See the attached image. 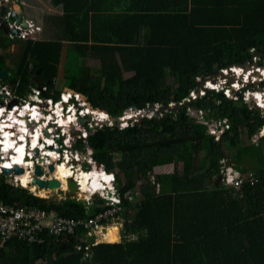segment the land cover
I'll use <instances>...</instances> for the list:
<instances>
[{
  "label": "trees",
  "instance_id": "trees-1",
  "mask_svg": "<svg viewBox=\"0 0 264 264\" xmlns=\"http://www.w3.org/2000/svg\"><path fill=\"white\" fill-rule=\"evenodd\" d=\"M93 1L50 0L61 7L63 39L27 40L16 61L0 28V67L8 74L1 82L15 99L40 90L42 98L58 101L53 84L64 60V88L111 118L122 117L131 107L185 101L198 86L196 78L251 62L253 49L264 63V0H182L172 14L134 16L100 14L104 8ZM144 28L151 38L138 37ZM85 58L100 68L81 65ZM222 120L228 128L216 140L208 124ZM263 124L258 111L208 91L161 117L95 129L87 142L92 159L115 174L121 240L96 244L81 227L73 234H44L42 242L11 238L0 245V264H264V136L259 145L243 140L244 132L251 138ZM224 159L242 175L254 170L258 182L240 190L216 183ZM169 165L171 172L153 173ZM5 180L0 175V201L7 205L73 219L108 209L100 198L86 207L76 199L35 196Z\"/></svg>",
  "mask_w": 264,
  "mask_h": 264
},
{
  "label": "built area",
  "instance_id": "built-area-1",
  "mask_svg": "<svg viewBox=\"0 0 264 264\" xmlns=\"http://www.w3.org/2000/svg\"><path fill=\"white\" fill-rule=\"evenodd\" d=\"M15 1L19 4L20 8L23 6L21 0ZM10 4L12 5L10 0H0V28L4 29L6 35H9L11 39H16L20 42L21 40H39L41 27L38 23L29 17H24L23 14L20 21L16 22L12 17L13 8L10 7ZM6 21H9L10 23H7ZM12 30H16L17 34L12 33ZM252 52V61L245 62L249 65L247 70L243 69L240 65L229 66L225 69L219 70L224 73H228V69H230L231 72L236 69L242 70L241 72L246 71V77H248V81L246 83L243 82L244 78H234L232 73L230 76L225 75L222 78H218L215 82L208 80L211 75L196 78L198 86L190 92L189 98L185 100L194 101L199 97H203L206 92L214 91L215 93L221 94L228 100L242 102L243 104L248 105L250 109L258 111L261 118L264 119V75L260 72V70L264 69V63H259L261 55L258 54L257 51L253 49ZM200 82H202V85L199 87ZM208 82L212 83V87H206ZM9 88L6 89L3 87L1 89L7 90V96L11 97L10 92L12 91L11 88ZM42 90L45 91V87H43ZM196 90L198 91L197 94ZM40 93V90H34L33 94H31L27 100L17 101L16 99V101H12L10 103L3 101L0 102V110L6 109L8 113H13L17 110L19 112L23 110L25 111L24 108L30 106V109L37 108V111H39L42 116L39 117L36 125L31 124L32 120H30L28 115L29 113L24 116V118L27 117L28 119L24 122L25 127L28 132H36L35 141L37 139V143L40 144L41 149H34L32 147L33 138L27 135L25 136V140L22 141L23 155L21 160H23L25 164L31 163V166H24L22 169L29 170L31 172L32 180L35 165H39L42 169V174L40 176L41 179L51 177V173L48 170L49 165H53L55 170V166L63 161L71 168L72 171H75V169H81L78 167L83 164L90 168H92L94 164V166H96L97 163L92 159V149L88 145L87 137L90 136L95 129H101L103 126H115L112 122V118L105 111L91 107L86 97L72 90L64 89L60 91L58 101H54L53 98H42ZM57 106H59L60 115L56 112ZM94 112H97L98 114L94 115ZM191 113L194 112L192 111ZM69 115L73 120L70 122L68 121L66 126H60L57 117H64L65 119ZM53 117H55V119H53ZM125 117H127V112H125ZM119 118L122 119L123 117ZM133 118L134 117H129L128 119H131L130 121L132 122L137 121L133 120ZM80 119H84L85 121L81 122ZM130 121L120 123L118 128L123 129L127 127ZM227 128L228 124L226 120L211 121L208 124L210 135H213L216 140H220L222 133ZM263 136L264 124L261 127L260 132L253 135L250 140L253 144L259 145L260 139ZM0 137L4 138L1 131ZM8 137L13 139V141H16V139L12 136ZM1 149L2 147H0V175H4L6 178L5 181L11 185V177H13V180L18 181L16 179V175L14 172L13 174H5L2 172V168L10 169L5 167V164L11 162V157L17 154L16 152L18 147L15 150H11V148L9 149L11 157L8 159L6 158L8 153H2ZM50 153L56 155L57 157H52ZM48 161H50L51 164L42 165L43 162L47 163ZM98 168H101V172L103 174L108 175L109 189L102 188L100 191H96V193H94L95 190H93L90 191L87 196L84 195V193L78 192L79 187L77 185L78 190L74 199H81L85 206L88 207L91 205V202L96 195V198H100L105 201V206L108 207V209L97 213L94 217L73 219L58 216L54 211L45 212L32 207L7 205L0 201V245L11 238L21 239L30 243L42 242V235L44 234H50L53 236H59L62 233L73 234L77 227L85 229L87 231V235L95 239L96 244L98 243L97 239L102 236V233L106 232L107 229L111 227H118L119 230L117 234L119 235V232H121L123 228L124 219L120 216L122 207L121 198L115 187L116 177L113 172H107L103 165L99 164L97 169ZM90 170H87L88 173L91 172ZM219 174L220 177L218 178L220 179L222 185L225 187H233L236 190L243 188L246 183L255 185L258 182V177L254 171H250L246 175H242V173L236 169L233 164L229 165V162L226 159L220 161ZM73 180H77L76 177H74ZM13 185L15 186V184ZM18 185H20L19 181ZM22 188H26L33 195L38 196L30 188L23 186ZM135 195H138L137 191ZM56 197L58 199L66 198L64 195H57ZM124 197L128 199L129 202L133 200V196L130 193L125 194ZM92 235H95V237Z\"/></svg>",
  "mask_w": 264,
  "mask_h": 264
},
{
  "label": "bare ground",
  "instance_id": "bare-ground-1",
  "mask_svg": "<svg viewBox=\"0 0 264 264\" xmlns=\"http://www.w3.org/2000/svg\"><path fill=\"white\" fill-rule=\"evenodd\" d=\"M17 10V9H16ZM242 70L240 69H236V70H232V72H228L226 73V76H230V74L232 73L234 78H244L243 82H247L248 81V77H246V71L241 72ZM260 72H262L264 75V69L260 70ZM250 75V74H249ZM206 87H212V83H207ZM25 111H21V112H17L15 111V113H8V111L6 109H1L0 110V131L3 134L4 138L0 137V147H2L1 152L5 153L7 152V156L6 158H10L11 157V152L9 151V149L11 148V150H15L17 147V154L13 155L11 158V162L6 163L5 165H11L7 168L12 167L11 170L14 169L15 166L18 167H23L24 166H31V163H27L25 164L22 159V155H23V145H22V141L25 140V136L26 134H24V130H27V128L25 127L24 122H26V120L24 119V116L29 113V117L30 120H32L31 124H37L36 122L39 120V117H42L40 112L37 111V108H33L30 109V106L24 108ZM30 109V110H29ZM28 110V111H27ZM31 111V112H30ZM3 112V113H1ZM59 114V106H57V111ZM35 113V116H34ZM97 112H94V115H97ZM134 113L133 112H127V118H131L134 117ZM103 117V116H101ZM71 116H67V118L64 119V121L62 120V118L60 119V117H57V120L60 123V126H66L67 119H70ZM53 119H55V117H53ZM100 119V118H97ZM34 121V122H33ZM28 131V130H27ZM35 134L36 132H28L27 136H30L31 138H33L32 140V147L34 149H39L41 146L40 144L37 143V139L35 141ZM8 136H12L14 139H16V141H13V139H10ZM39 139V136H38ZM38 147V148H37ZM13 148V149H12ZM41 149V148H40ZM52 157H57L56 155L52 154ZM24 158V156H23ZM17 161V162H14ZM62 163H65L64 161ZM93 163V162H92ZM45 164H51L50 161H48L47 163H42V165ZM95 165V164H94ZM93 165V170L88 173V171H83V170H75L72 171L70 167L67 166V164H61L58 163L55 166V170L53 171V173H51V177H55V179H58L61 183H62V189L63 190H67V179H74V177H76L77 180H73L75 181V183H77L78 187H79V191L81 193H84V195H89L90 191H94V193H96V191H100L102 188L103 189H109L108 188V184L105 182V180H108V175L107 174H103L101 172L100 169H97L95 166ZM96 168V169H95ZM25 170V169H24ZM15 174V173H14ZM16 175V179L19 181L20 185H22L23 187H27L30 188L32 191H34L35 193H37L38 191L39 194L41 195V197H43V195H46V193L48 194L49 191H44V190H37L35 189L34 186L29 187L28 184L31 183V172L29 170H25L23 172V174ZM76 175V176H74ZM33 179V178H32ZM116 231V234L114 233ZM118 229L116 227H111L110 232L106 231L104 233H102L101 238L103 237V241L102 243H113L116 242L118 239ZM115 234V235H114ZM112 240V241H111Z\"/></svg>",
  "mask_w": 264,
  "mask_h": 264
},
{
  "label": "rangeland",
  "instance_id": "rangeland-1",
  "mask_svg": "<svg viewBox=\"0 0 264 264\" xmlns=\"http://www.w3.org/2000/svg\"><path fill=\"white\" fill-rule=\"evenodd\" d=\"M11 2H12V5L10 4V7H12L13 8V10H18V8L20 9V6H19V4H17L16 3V1L15 0H10ZM18 1H20V0H18ZM41 2V3H40ZM21 3L23 4V7H24V10H25V12H24V17H29V18H31L32 20H34V21H36L38 24L39 23H41V21L43 20V12H42V10L44 11V12H46V10H45V8H50L51 9V4H49V2H48V0H21ZM30 13L31 15L29 16L27 13ZM7 23H10L9 21H6ZM2 32H3V34L4 35H6V32H5V30L4 29H2ZM7 34H8V32H7ZM8 38L12 41V43H11V45H10V47L8 48V50H7V52H8V54H9V57H11V58H13V61H16L17 59H18V57L20 56V54H21V51H22V49H23V45H24V42H25V40H21V42L20 41H18V40H16V39H11L10 37H9V35H8ZM45 37H42L41 36V39L42 40H45L44 39ZM40 39V40H41ZM6 51V50H5ZM1 52V51H0ZM2 53V52H1ZM9 57L7 56V58H8V60L10 61V59H9ZM63 61V60H62ZM62 65H64V62L63 63H60V65H59V74L57 75V78H56V80L54 81V84H53V90L54 91H57V92H60V91H62V90H64V89H66V88H64L63 86V82H64V79H63V71H62ZM81 65H83V66H88V67H90V68H92V69H99L100 68V63L98 62V61H96V60H90V59H82L81 60ZM68 66H69V70H70V72H75L76 71V69H77V61L76 60H72L71 61V63H70V61H69V63H68ZM132 75V73H123V78H128V77H130ZM209 83V82H208ZM6 88V89H8L9 88V85H3V84H1V82H0V102H7V103H10V102H12V101H16V99L14 98V95H13V93L12 92H10L11 93V97H9V96H7V94H8V91L7 90H5V89H1V88ZM250 88V87H249ZM10 89V88H9ZM18 101V100H17ZM238 103V102H237ZM30 110V109H29ZM28 111V110H27ZM17 112H19L18 110H17ZM31 112V111H30ZM15 112H13V114H14ZM59 115H60V113H59ZM59 117V116H58ZM62 118V120L64 121V117H60V119ZM73 119H67V122L69 121H72ZM27 130H24V134H26L27 135ZM243 140H244V142H245V144H248V143H250V137L248 136V134L247 133H245L244 132V135H243ZM261 145H262V147H263V150H264V144L263 143H260ZM51 154V153H50ZM52 155V154H51ZM120 160V156L119 155H115L114 156V163H117V161H119ZM61 164H65V163H61ZM247 165H248V163H247ZM172 165H169V166H165V167H156L155 169H154V171H153V173L154 174H156V173H166V172H171L172 171ZM242 167H248V166H242ZM22 168V167H21ZM78 168H81V170H83V171H87V170H90V171H92L93 170V167L92 168H90V167H88V168H86V166L83 164V165H81L80 167H78ZM75 170H78V169H75ZM80 170V169H79ZM115 170H117L118 171V167L117 168H115ZM252 171H254V170H252ZM255 172V171H254ZM10 174H13V171L10 173ZM23 174V173H22ZM18 175H21V174H18ZM41 176V175H40ZM39 176V177H40ZM51 176V175H50ZM53 177H50V178H47V179H52ZM109 178V177H108ZM11 179V182L13 183V184H15V186H19L18 185V181H16V180H13V177H11L10 178ZM8 180H9V178H8ZM125 180V179H124ZM124 180H122V181H124ZM108 181L109 180H105V182L108 184ZM6 183H8V182H6ZM11 183V185H13ZM14 186V185H13ZM39 192H41V191H38L37 193H35L36 195H38L39 197H41V195L39 194ZM52 196H57V194H54V193H49L48 192V194L46 193V195H43V197H52ZM80 201H82L81 199H79ZM92 203V202H91ZM117 229H118V227H116ZM110 230H111V228H109V229H107V231H109L110 232ZM119 230V229H118ZM115 234H116V231L114 232ZM121 232H119V235H118V237H119V241L121 240V234H120ZM114 234V235H115ZM92 236H94L95 237V235H92ZM97 241H98V243H102V241H103V237L101 238H98L97 239ZM112 241V240H111ZM118 241V242H119ZM115 243H117V242H115Z\"/></svg>",
  "mask_w": 264,
  "mask_h": 264
},
{
  "label": "water",
  "instance_id": "water-1",
  "mask_svg": "<svg viewBox=\"0 0 264 264\" xmlns=\"http://www.w3.org/2000/svg\"><path fill=\"white\" fill-rule=\"evenodd\" d=\"M23 14V10L20 8H18V10H13V14L12 17L13 19H15L16 22L20 21L21 16ZM23 24H25L23 21H21ZM26 26V25H24ZM12 33L17 34L16 30H12ZM262 55V54H261ZM243 69H248L249 65L248 63H244L242 65H240ZM39 71H37L38 73ZM228 72H231L230 69H228ZM226 75V73H224L223 71H217L214 74H212L208 80L215 82L218 78H222ZM8 78V74L2 70V68L0 67V82L3 79H7ZM203 82V81H202ZM202 82L199 83V87L202 85ZM198 93V91L196 90V94ZM221 95V94H220ZM222 96V95H221ZM228 100V99H227ZM191 101H183L181 103H171L166 107H161L158 104H152L149 106H146L143 109H138L136 107H131L125 110V112H130L132 111L135 115L133 120H138L144 117H161L163 112H167V111H171V110H175L178 111L181 107L185 106L186 104L190 103ZM125 112L123 114V118L120 119L119 117H115L112 118V122L114 123V125L116 127H119L120 123H124V122H128L131 119H128L127 117H125ZM26 121L28 120L27 117L24 118ZM81 122H84V119H80ZM210 134V132H209ZM0 160H1V154H0ZM234 164L233 162H230L229 165ZM97 167L99 166V164L96 165ZM48 170L50 173H52L54 171V166L53 165H49ZM14 172L15 174H22L24 172V170L18 166H15L13 170L11 169H6V168H2V172L5 174H10L11 172ZM42 174V169L39 165H35L34 169H33V179L31 181L29 185L34 186L35 189L37 190H44V191H49L50 193H56L57 195L60 196H65L66 198H70V199H74L76 197V193L78 190L77 184L73 181V179L68 178L67 179V191H64L63 189H61V182L58 179L52 178V179H41L39 176ZM220 179H217L216 183H219ZM19 187L22 188L21 185H19ZM97 196L95 195L94 198H96Z\"/></svg>",
  "mask_w": 264,
  "mask_h": 264
},
{
  "label": "crops",
  "instance_id": "crops-1",
  "mask_svg": "<svg viewBox=\"0 0 264 264\" xmlns=\"http://www.w3.org/2000/svg\"><path fill=\"white\" fill-rule=\"evenodd\" d=\"M49 4L50 0H48ZM95 6L100 9V14H110V15H126V16H134V15H145V14H160V15H169L173 13V10L176 11V8L179 5H182V0H94ZM41 3V2H40ZM142 7H150V9L145 10ZM113 9L109 10V9ZM141 8V9H138ZM151 8H154L153 10ZM158 8V9H155ZM108 9V11L106 10ZM46 12H43V20L38 25L41 27L40 39L41 36L45 37V40H59L63 39V30L60 24V17L62 15L61 7H53L51 5L50 8H45ZM29 16L31 15L29 12L27 13ZM32 16V15H31ZM36 22V21H35ZM133 29V28H132ZM130 30V28H129ZM145 28L143 33H138V37H142L144 33L147 37H150V32L146 31ZM134 34V29H133ZM129 36L131 34L128 33ZM42 40V39H41ZM88 59V58H85ZM94 60V59H90ZM61 61V63H63ZM63 71V65H62ZM59 74V67H58Z\"/></svg>",
  "mask_w": 264,
  "mask_h": 264
},
{
  "label": "flooded vegetation",
  "instance_id": "flooded-vegetation-1",
  "mask_svg": "<svg viewBox=\"0 0 264 264\" xmlns=\"http://www.w3.org/2000/svg\"><path fill=\"white\" fill-rule=\"evenodd\" d=\"M21 9L23 10V14H24V12H25L24 7L22 6Z\"/></svg>",
  "mask_w": 264,
  "mask_h": 264
},
{
  "label": "clouds",
  "instance_id": "clouds-1",
  "mask_svg": "<svg viewBox=\"0 0 264 264\" xmlns=\"http://www.w3.org/2000/svg\"><path fill=\"white\" fill-rule=\"evenodd\" d=\"M34 116H35V113H34ZM14 162H17V161H14ZM5 167H9V165H5Z\"/></svg>",
  "mask_w": 264,
  "mask_h": 264
}]
</instances>
